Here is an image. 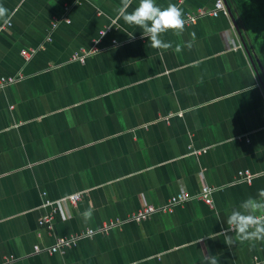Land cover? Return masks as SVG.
I'll use <instances>...</instances> for the list:
<instances>
[{"label": "crops", "instance_id": "0c3cea01", "mask_svg": "<svg viewBox=\"0 0 264 264\" xmlns=\"http://www.w3.org/2000/svg\"><path fill=\"white\" fill-rule=\"evenodd\" d=\"M155 2L177 4L186 19L216 0ZM0 4L11 17L0 31V77L23 76L0 90V264H201L204 253L219 264H264V241L230 248L220 233L226 215L264 189V75L230 15L161 34L173 44L164 50L117 15L121 0ZM106 29L100 52L86 63L73 60ZM40 47L24 60V51ZM241 171L254 175L251 184ZM205 187L214 190L213 206L199 197ZM182 191L192 198L173 213L66 251H34L57 236L125 220L144 205L165 206ZM79 194L52 230L40 225L47 201ZM87 209L93 216L85 222Z\"/></svg>", "mask_w": 264, "mask_h": 264}, {"label": "clouds", "instance_id": "9594fccd", "mask_svg": "<svg viewBox=\"0 0 264 264\" xmlns=\"http://www.w3.org/2000/svg\"><path fill=\"white\" fill-rule=\"evenodd\" d=\"M132 0H121V7L115 11L125 23L134 25L142 30L141 38H147L150 46L154 49L173 48L171 42H165L161 34L169 30L177 35L185 30L186 21L184 19L183 9L175 3H168L166 7L159 6L155 0H139L138 6L131 12L128 11ZM9 9L0 4V21L8 23L10 21ZM127 35L135 39L133 34ZM193 35V39H194ZM191 48V42L186 44ZM175 51H182V47L177 44ZM257 197H248L244 200L238 209L234 208L226 215L227 228L220 233L225 236V244L230 248L243 241H264V189L258 190ZM85 222L92 219L93 210L87 209L81 213ZM230 233H234L230 235ZM212 239V238H208ZM201 264H219L217 255L205 254L202 256Z\"/></svg>", "mask_w": 264, "mask_h": 264}, {"label": "built area", "instance_id": "2783aa9c", "mask_svg": "<svg viewBox=\"0 0 264 264\" xmlns=\"http://www.w3.org/2000/svg\"><path fill=\"white\" fill-rule=\"evenodd\" d=\"M220 15H229L228 8L224 0H216L214 7L212 9H199L197 12L189 13L186 15L185 21L187 23H196L199 19L204 17H213L217 18ZM11 23L6 24V26H0V31H2L5 27H10ZM110 31V29H106L100 32L99 40H97L96 46L91 51L84 50L80 54H76L73 58L74 61H78L81 63H86L88 58L92 55L97 54L101 51L98 47L103 37ZM116 43V42H114ZM38 50H44L43 47L38 48L37 50H28L23 52V57L25 61L30 60L34 53ZM22 74L17 76H2L0 77V90L4 89L6 86L17 83L18 80L22 78ZM192 153L200 154L206 149H193L190 146ZM241 174L244 175L243 180L247 183L251 184L253 182L254 175L249 171H241ZM214 190L211 188L205 187L199 197L208 205L214 204V199H212V194ZM46 196L45 194L43 195ZM192 197L189 193L182 191L178 195L172 197L168 204L162 207H154L151 205H144L138 212L130 214L125 220L116 219L110 220L106 222L100 229H88L85 230L75 236L67 237V236H57L56 241L48 247H42L40 244L34 245L35 252H47L50 254H55L61 251H66V249L70 246L76 245L78 241H83L87 238H92L98 234H106L110 232L114 228H119L122 225L130 222H141L148 219L151 215L155 213H173L175 207L187 202ZM83 199V194L73 195L71 197L60 199L57 201H47L43 206L44 209L48 210V212L42 217L40 221V225L46 227L50 230L53 229V223L58 215L62 217H66V210L68 206H77L79 202Z\"/></svg>", "mask_w": 264, "mask_h": 264}, {"label": "trees", "instance_id": "16d2710c", "mask_svg": "<svg viewBox=\"0 0 264 264\" xmlns=\"http://www.w3.org/2000/svg\"><path fill=\"white\" fill-rule=\"evenodd\" d=\"M240 31L261 57L264 66V0H227Z\"/></svg>", "mask_w": 264, "mask_h": 264}, {"label": "water", "instance_id": "95a60500", "mask_svg": "<svg viewBox=\"0 0 264 264\" xmlns=\"http://www.w3.org/2000/svg\"><path fill=\"white\" fill-rule=\"evenodd\" d=\"M224 1L226 3L227 8H228L229 15L234 22V27H235L236 31L238 32L239 40H240L242 48L245 50V52L248 54V56L251 60H252V56H253V58L256 60V63H258V65H259L258 69H261V71L264 75V67H263L261 61L258 59V56L255 55L253 49L251 48V45L249 44V41L246 39V37H245L246 34L243 31H240V27L238 26V24L236 22V18L233 14L232 7L230 6V4L228 3L227 0H224ZM262 85L264 87V80H262Z\"/></svg>", "mask_w": 264, "mask_h": 264}]
</instances>
